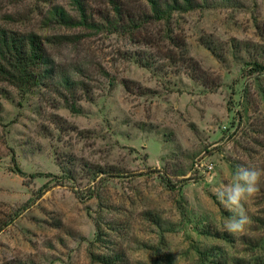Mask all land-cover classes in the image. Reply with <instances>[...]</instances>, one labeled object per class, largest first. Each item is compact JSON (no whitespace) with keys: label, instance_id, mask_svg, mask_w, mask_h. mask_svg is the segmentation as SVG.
<instances>
[{"label":"rangeland","instance_id":"obj_1","mask_svg":"<svg viewBox=\"0 0 264 264\" xmlns=\"http://www.w3.org/2000/svg\"><path fill=\"white\" fill-rule=\"evenodd\" d=\"M196 2L0 0L76 83L0 79V264H264V177L244 234L215 195L264 168V0Z\"/></svg>","mask_w":264,"mask_h":264},{"label":"trees","instance_id":"obj_2","mask_svg":"<svg viewBox=\"0 0 264 264\" xmlns=\"http://www.w3.org/2000/svg\"><path fill=\"white\" fill-rule=\"evenodd\" d=\"M149 6L150 15L156 21H169L174 12L189 11L200 4L196 0H144ZM79 9L80 21L72 20L63 11H56L55 16L58 23L65 26L84 25L87 22L83 0H73ZM116 13L119 8L116 5ZM132 27H141V23L134 18ZM181 46H178L181 49ZM54 62L47 55L42 39L34 34L26 39L19 38L7 31L0 30V79L9 81L12 85L20 89L41 85L43 81H54L57 89L65 90L70 95L75 93V81L71 74L75 70H70V74H59L53 68ZM52 85V84H51ZM61 92V93H62ZM21 173V172H20Z\"/></svg>","mask_w":264,"mask_h":264},{"label":"clouds","instance_id":"obj_3","mask_svg":"<svg viewBox=\"0 0 264 264\" xmlns=\"http://www.w3.org/2000/svg\"><path fill=\"white\" fill-rule=\"evenodd\" d=\"M213 165H209L211 169ZM264 168L240 166L233 173L230 182L221 184L215 190L217 200L232 213L223 223V230L231 235L244 234L251 224L246 204L260 191Z\"/></svg>","mask_w":264,"mask_h":264}]
</instances>
